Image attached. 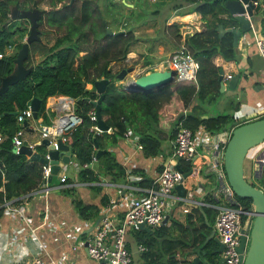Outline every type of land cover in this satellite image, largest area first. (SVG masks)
<instances>
[{
  "label": "trees",
  "instance_id": "16d2710c",
  "mask_svg": "<svg viewBox=\"0 0 264 264\" xmlns=\"http://www.w3.org/2000/svg\"><path fill=\"white\" fill-rule=\"evenodd\" d=\"M40 1L42 0H0V50L9 44L14 45V51L10 55L0 58V82L2 77L13 70L12 59L15 58L23 37L28 33L27 28L15 26L16 21L10 19V15L36 11L35 15V12H31L30 16L37 23L38 36L28 44V54L23 60V65L30 67V70L24 78L8 85L0 94V204L6 200L18 202L37 189L42 181L40 162L30 159L24 153H14L11 142L12 134L19 127L15 115L26 107L32 97L39 99L37 118H41L43 122L47 121L46 99L51 101L60 97L73 98L74 112L80 116L81 122L68 135L67 142H72L71 154L80 165L88 163L91 156L95 155L96 144L104 151L95 161H100L103 174L116 180L124 172L108 147L115 145L117 139L122 138L129 128L139 136L138 141L144 156L157 155L161 152V137L153 132V127L158 125L162 116L158 113L159 109L169 103L174 95L181 101L183 108L193 99H214L219 94V66L212 62L211 57L216 53L224 59L235 57L232 33L226 31L219 36L216 29L219 24L224 28L237 25L224 7V0H185L194 3L193 10L204 20L200 30L186 33L183 37V44L199 64L196 82L176 81L174 85H164L146 93L126 91L115 84L119 71L112 69L114 63L126 59L130 46L136 41L132 29L125 26L127 14L122 10L119 14L117 12L119 6L123 8V4L115 0H103V4L101 0H48L50 7L44 10L37 8ZM253 16L258 20L260 32L264 33V0L257 1ZM23 19L30 24L28 18ZM110 21V29L121 32L108 34L106 27ZM40 27L56 32L51 44L45 45L39 39L42 33ZM165 31L176 45L180 42L181 35L177 24L170 23ZM15 36L19 41L14 42ZM35 52L40 54L36 60L32 57ZM99 78L107 79L99 111L110 131L95 133L91 126L96 121L91 120L89 114L94 110L91 100L96 99L98 94L93 86L86 88L85 85L92 84ZM195 109L191 106L189 112L174 119L176 127L172 128V135L175 134L178 123L191 129L201 125L210 132H216L231 122L228 114L202 118ZM34 148L38 150V146L35 145ZM178 165L183 173L189 170V163L184 160H179ZM77 174L81 181L94 182L98 179V174L91 167L81 168ZM72 197L73 207L79 217H95L97 207L85 205L74 195ZM233 198L234 206L245 210L251 206V199L248 197H239L233 193ZM215 213V209L202 207L195 220H191L192 216L188 214L185 222L191 228V233L187 227L178 226L185 230L184 237L182 234L173 235L172 229L163 224L149 231L133 230L136 243L146 247L140 255L141 264H175L173 255L179 247L188 248L190 251L203 243L211 229ZM245 217L242 214L241 220ZM172 223L182 225L178 221ZM210 245L211 242L208 241L202 248L206 250V260L213 263L214 260L208 253Z\"/></svg>",
  "mask_w": 264,
  "mask_h": 264
},
{
  "label": "crops",
  "instance_id": "0c3cea01",
  "mask_svg": "<svg viewBox=\"0 0 264 264\" xmlns=\"http://www.w3.org/2000/svg\"><path fill=\"white\" fill-rule=\"evenodd\" d=\"M124 1L126 3H123L122 12L129 15L125 17V26L130 27L136 37V41L130 46V51L126 55V58L138 59L140 61L138 63L140 67L136 70V76L151 70L167 69L165 59L175 47L183 42L184 35L200 30L203 25L204 20L198 12L193 10V2L163 0V2L159 1V5L153 8L151 5L158 0ZM172 22L177 24L181 35V40L177 45L165 31V27ZM250 22L252 25L247 31L241 32L237 40L235 57L233 59H224L219 53L211 57L212 62L223 71L222 82L224 85L228 82L229 78L239 75L233 87H224L221 91L218 88L219 94L211 101L193 99L186 108H183L181 101L176 99L174 95L171 97V100L173 99L172 102L170 100L169 103L159 109L158 113L162 116L159 118L158 125L153 127V132L161 137V152L157 155L144 156L142 147L137 148L131 138H119L115 145L108 147V149L111 150L115 160L122 167L123 176L117 177L116 180H111L108 174H103L100 168V161H95L90 167L98 174L97 181H81L78 174H74L73 172L71 176L66 173L67 179L65 182H60L56 174L48 182L49 191L46 198H44V194L40 190H35L26 198L22 197L18 202H13L15 204L24 203L29 225L31 227L38 226L35 230L36 240L42 242V245L45 247L44 250H37L33 242L26 236L23 239L21 238L20 241H9L12 229H20V233L28 236L30 226L26 225L22 220L13 219V216L4 213L3 203H1L0 264H9L10 259H14L18 255H22L23 257L34 255L40 257L49 256L58 260L59 264H93L94 262L87 256L85 248L77 246L73 250L71 246L76 245L86 236L90 225L96 223L102 213L109 209L111 201L120 199L127 193L131 194L132 197L147 194V189L151 187L153 177L162 168L163 160L171 150L174 136L172 135V128L176 127L174 119L189 112L191 106L201 108L200 112H198L197 108L195 111L196 113H201L202 118L216 114L230 115L231 122L226 124L222 129L211 132L218 134L231 130L234 125L243 122L244 118L250 120L264 115V63L256 51L253 39L255 30L259 28V23L255 16L250 19ZM236 26H238V23ZM117 64L119 66L120 62H117ZM133 78L135 77L127 78L124 81H122L123 77L117 78L115 84L127 91L125 88L127 82ZM218 82L220 81L218 80ZM174 83L176 81L173 80V82L166 85H174ZM85 87L90 88L91 84L87 83ZM72 101L74 103V100ZM49 110L55 113L52 117L46 114V122L41 121V118L27 120V126L23 134V138L27 142H31L36 146L40 145L35 143L40 140L37 125L39 123H49L51 120H61L64 117L63 106H57L53 101L46 99L45 113ZM200 128L201 125H198L194 129L199 130ZM126 131H130L132 136H137L139 139V136L133 133L131 129L128 128ZM198 147H201V145H198ZM46 149L45 147V151L43 152L35 151L42 155L46 152ZM72 157L74 156L70 152L69 160ZM197 160L202 163L199 158ZM198 161L195 165L199 163ZM251 161L253 162V172L248 173L244 169L245 178L248 182L258 187L259 184L264 186V178L260 174V164L255 160ZM176 166L179 168L178 162ZM180 170L182 171L181 168ZM217 183L218 180L212 171L206 170V167L201 165L199 170H193L192 172V166L189 164V170L183 173L181 181L183 194L180 195L175 187L171 190V201L169 202L172 203V206L165 208V221L162 224L170 227L175 236L182 234L184 237L185 230L179 229L178 226L187 227L191 233V228L185 222L188 214L192 216L191 220H195L198 212L202 211V207L216 210L218 206L229 204L226 202V195L222 187H217ZM73 195L80 199L83 204L97 207L98 210L95 217H79L72 204ZM184 198L188 200L184 201ZM45 204L48 208L47 218L43 224H40ZM185 205L188 206L189 211L182 212L181 208ZM172 221H178L183 226L175 225ZM135 229L140 230L138 227L133 228V230ZM133 230L131 229L127 234V248L131 253L132 261H136V264H141L142 259L140 255L143 251L139 252L137 250L138 243L134 239ZM211 230H213L212 225L209 233ZM213 234L216 236L214 230ZM204 241L203 245L208 241L211 242L208 253L213 258V263L207 261L206 257H204L206 250L202 248L203 245L201 244L202 246H199V253L194 248L188 251V248L179 247L173 255L176 260L175 264H190L191 262L197 264L199 261L202 264H218V259L222 258L220 255L221 251L219 253L211 252V250L217 247L211 237ZM196 257H199V259L195 260Z\"/></svg>",
  "mask_w": 264,
  "mask_h": 264
},
{
  "label": "built area",
  "instance_id": "2783aa9c",
  "mask_svg": "<svg viewBox=\"0 0 264 264\" xmlns=\"http://www.w3.org/2000/svg\"><path fill=\"white\" fill-rule=\"evenodd\" d=\"M258 1V0H257ZM254 1V6L257 4ZM249 18V17H248ZM250 19V18H249ZM250 22V26H251ZM259 27V26H258ZM26 38V35L23 37ZM254 45L257 53L260 55L264 63V33L256 29L253 35ZM6 48L10 49L7 51ZM12 53V45H7L3 50H0V58L10 55ZM167 67L174 71V81L177 82H196V73L199 67L197 60L191 55L188 49L181 42L165 59ZM230 76V75H228ZM73 98L60 97L51 100L57 106H63L64 117L61 120H51L49 123H39L37 125V132L40 139H47L48 144L53 145V149L57 148V141L68 143V135L81 122L80 116L74 112ZM56 107V106H55ZM32 117V110L29 104L19 110L15 115V120L19 127L11 136L12 149L14 153H19V147L27 145L32 151H35V145L27 142L23 138L25 128L23 122ZM91 120L96 121L94 112L89 114ZM95 133L102 132L97 128L96 123L91 126ZM106 132L110 131L108 127ZM231 130L224 131L218 134H213L206 130L203 126L199 130L191 129L183 126L181 123L177 124L175 134L172 139L171 150L163 160L162 168L155 174L152 179L151 187L147 189V194L144 196L135 197L131 194H125L120 199L110 202L109 209L106 210L99 217L98 221L90 225L89 232L76 245H72L71 249L75 250L77 246L83 247L86 250L87 256L94 262L93 264H131L132 258L129 249L127 248V234L133 228H137L139 223H144L149 228L156 227L164 222L165 208L172 206L171 190L181 183L183 173L176 166L179 160H184L192 166L193 170H199L200 166L206 167L214 173L218 180L217 187L221 186L226 195V202L229 204L221 205L216 208V213L213 220V230L216 237L222 243L221 257L224 258L225 264H242L245 254V243L243 250L238 251L240 238L245 234V242L247 240L248 229L251 222V212L238 206H234L233 192L225 181V174L222 165V152L225 143L229 137ZM125 138H131L137 146L141 148L137 136H132L130 131H125L123 134ZM2 136L0 135V141ZM201 145V147H198ZM200 148V151L198 150ZM253 160L260 164V174L264 178V146L259 151L253 150ZM41 156L49 160L48 151ZM200 159V163L197 159ZM95 156H91V161L84 164L75 165L73 167L74 174H77L79 169L90 167L95 161ZM199 162L195 165L196 162ZM41 164L42 181L40 186L35 189L40 190L47 197L49 186L47 177L49 175V163ZM60 165L57 175L60 182H65L67 174L61 169ZM33 190V191H35ZM31 191V192H33ZM30 192V193H31ZM29 193V194H30ZM27 194V195H29ZM24 196V197H27ZM184 198V201H187ZM4 213L13 216V219L22 220L26 225H29L28 218L25 213L24 203H13L9 200L3 202ZM47 205H44L43 216L40 224H43L47 218ZM182 212L189 211L187 205L181 208ZM246 217L242 221L241 215ZM30 226V225H29ZM38 226L29 227L28 236L20 233V229L10 231L9 241L16 242L28 237L37 250H44L42 242L36 240V228ZM137 250L142 252L145 246L141 243L137 244ZM9 264H59V261L52 257H40L38 255L25 256L18 255L14 259H10ZM150 264V263H149Z\"/></svg>",
  "mask_w": 264,
  "mask_h": 264
},
{
  "label": "water",
  "instance_id": "95a60500",
  "mask_svg": "<svg viewBox=\"0 0 264 264\" xmlns=\"http://www.w3.org/2000/svg\"><path fill=\"white\" fill-rule=\"evenodd\" d=\"M257 0H224L223 5L228 10V12L233 16L234 20L238 23V26H233L229 28H224L222 25L216 27L218 35L221 36L224 32L230 31L232 33V44L235 46L241 32L247 31L250 27V19L253 17V2ZM35 12L36 11H31ZM30 11L22 12L20 14L12 13L10 19H16L17 17L28 18L30 20L28 33L25 40L22 42L20 48L18 49L16 56L14 58V68L13 70L1 78L0 82V94L4 92L8 85L16 82L18 79H22L26 76L30 67H25L23 65V60L28 54V44L38 38L37 36V23L35 19L30 16ZM250 19H249V18ZM106 32L108 34H116L121 32V30L113 31L106 27ZM125 74V70L121 69L117 78H122ZM174 71L170 68L163 70H151L146 73L139 74L135 78L127 82V91H138V92H149L163 85L173 82ZM223 71L219 69V90H223L224 87H233L237 81L239 75H235L229 78L228 82L224 85L222 82ZM107 79L99 78L92 82L94 91L98 94V97L91 100V104L94 106V114L96 117L97 128L101 131L108 129L104 120L100 116V102L103 98V92ZM28 104L32 110V117L37 118V111L39 108V99L32 97ZM23 126H27V121H24ZM264 140V115L238 123L234 125L230 131L229 137L225 143L222 152V165L225 174V181L231 191L239 197H248L251 199V206L248 210L251 212L252 218L250 226L248 229V244L245 249V254L242 260V264H264V191L258 187L252 185L244 176V158L249 148L258 144ZM36 144H43L46 146L48 151L49 160H46L37 151H32L27 145H22L19 147V153L26 154L30 159L38 160L40 163L46 165L49 163V175L47 180L50 181L53 175L57 174L60 165L69 161L70 147L72 142L63 143L57 141V148L53 149L52 144H48L47 139L43 138L35 142ZM95 158H97L104 150L99 149L95 144ZM178 167V166H177ZM180 170V168H179ZM175 189L180 195L183 194L181 183L175 185ZM165 221V218H164ZM140 229H145L149 231L150 228L144 225V223H139L137 225ZM212 238L217 245L216 249L211 250L212 253H219L222 250V243L219 239L214 236L213 230L205 238ZM204 241V242H205ZM245 243V234H242L240 238V243L238 246V251L243 250ZM203 245V244H202ZM201 245V246H202ZM200 246V247H201ZM200 247L194 248V250L199 253ZM204 253V252H202ZM196 257L195 260H198ZM209 264V263H207ZM218 264H225L224 258L218 259Z\"/></svg>",
  "mask_w": 264,
  "mask_h": 264
},
{
  "label": "rangeland",
  "instance_id": "374dc122",
  "mask_svg": "<svg viewBox=\"0 0 264 264\" xmlns=\"http://www.w3.org/2000/svg\"><path fill=\"white\" fill-rule=\"evenodd\" d=\"M115 1L118 2V3H121V4L126 3L124 0H115ZM159 1L163 2V0H158L156 3H153L151 5V7L155 8L157 5H159V3H160ZM101 3L103 4V0H101ZM49 7L50 6L48 4V0L40 1L38 3V6H37V8L44 9V10L49 9ZM122 9L123 8L121 6H119L117 8L118 14H119V11L122 10ZM126 16H129V15H126ZM14 20L16 21V25L15 26L24 27V28H27V29L29 28L28 20L23 19V17H17ZM107 25H108L107 28L110 29V27H112V22L111 21H110V23L108 22ZM40 30L42 32L40 34V37H39L41 42H43L45 45L51 44L53 42L54 35L56 34V32L51 30V29H49V28L45 29V28H41L40 27ZM24 40L25 39L23 38L22 42ZM15 41L16 42L19 41L17 36L14 37V42ZM6 50L10 51V49H8V48H6ZM13 51H14V45H12V52ZM128 54H129V52L127 53V55ZM79 55H80V53H79ZM32 57L34 58V60H36V59H38L40 57V54L38 52H35V53H33ZM126 59L123 62H120L119 66H118V64L116 65L115 63L112 65V69H114V70H118V71L121 70V69L125 70V74L123 76L122 81L126 80L127 78L130 79L132 77H136V70H138V67H140L139 64H138L140 61L138 59H134V60L133 59H127L126 60ZM12 60H13V68H14V59H12ZM136 61H138V62H136ZM196 108H197L198 112H200L201 108L198 107V106H196ZM54 113H55L54 111L49 110L47 113H45V116H46V114H48L50 117H52V116H54ZM239 113H241V112H239ZM202 114H205V113H202ZM241 114H243V113H241ZM247 120H249V119L244 118L243 122L247 121ZM263 145H264V140L248 149V151L246 153V157L244 159V165H243L245 171H248V173L253 172V162L251 161V160H253V155L255 154V153H252L253 150L259 151V150L262 149ZM45 147L46 146L43 145V144L38 145V151H40V152L45 151ZM198 150L200 151V148H198ZM75 165H79V163L77 162V160L74 157H72L69 161H67L66 163H63V166L61 167V169L64 170L69 176H71L73 174V167ZM54 177H55V175H54ZM259 187L264 191V186L262 184H259ZM247 244H248V238H247V240L245 242V249L247 247ZM164 262H166V260H164ZM131 264H136V261H132Z\"/></svg>",
  "mask_w": 264,
  "mask_h": 264
}]
</instances>
